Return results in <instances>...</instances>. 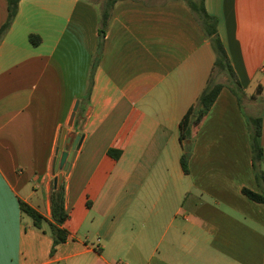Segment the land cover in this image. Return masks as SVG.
Segmentation results:
<instances>
[{
	"label": "crops",
	"instance_id": "1",
	"mask_svg": "<svg viewBox=\"0 0 264 264\" xmlns=\"http://www.w3.org/2000/svg\"><path fill=\"white\" fill-rule=\"evenodd\" d=\"M101 2L21 0L0 41V264H264V203L243 192L264 195V0H205L246 97L225 86L185 143L216 60L201 23L184 0H118L93 70ZM7 18L0 0V30ZM64 130L81 144L63 182L71 236L52 252L20 203L52 220Z\"/></svg>",
	"mask_w": 264,
	"mask_h": 264
},
{
	"label": "trees",
	"instance_id": "2",
	"mask_svg": "<svg viewBox=\"0 0 264 264\" xmlns=\"http://www.w3.org/2000/svg\"><path fill=\"white\" fill-rule=\"evenodd\" d=\"M21 0H7L8 2V18L5 24L0 30V41L10 30L14 20L17 17L19 4ZM118 0H102L100 6V29H99V49L95 57L93 64V70L98 65V61L101 56V51L104 45L105 37L109 27L112 11L115 3ZM189 5L190 9L194 13L196 19L201 23L206 36L210 39L211 45L216 54V60L214 64V74L216 72L225 74L228 78L226 84L217 82L214 74L210 77L207 87L200 95L197 102L188 110L186 115L180 122V142L185 143L194 138V135L199 130L206 116L217 101L221 91L225 86L229 87L235 96L242 101L246 94L243 91L240 82L237 79V75L230 62L229 55L226 48L218 34V21L216 17L211 16L205 7V0H184ZM32 44L39 45L40 38L32 35L30 37ZM262 134V120L260 117L254 118L251 123V144L254 160V168L256 171L257 180L260 183H264V171L261 168L262 161V148L258 139ZM113 154V151L110 152ZM183 169L188 173V159L184 154L181 159ZM244 194L255 202L264 203V195L255 193L251 190L244 189ZM52 200V220L47 219L37 210L33 209L27 203L21 202V209L28 214L32 219L34 226L38 229H43L46 224L49 231L54 238V247L52 252L55 251L59 244L65 243L71 236V231L67 226L69 221V214L67 213L66 204V191L65 185L62 184L58 188H54L51 196Z\"/></svg>",
	"mask_w": 264,
	"mask_h": 264
},
{
	"label": "water",
	"instance_id": "3",
	"mask_svg": "<svg viewBox=\"0 0 264 264\" xmlns=\"http://www.w3.org/2000/svg\"><path fill=\"white\" fill-rule=\"evenodd\" d=\"M79 108V102L76 104L74 108V113L71 117L70 125H73L76 113ZM66 130L63 131L57 149V156L54 163V172L57 173L59 171H63L64 173H60L56 176L54 180V188L60 187L64 182V174L67 175L70 170L72 163L75 160L77 155L78 146L81 144V137H77L76 139L74 136H70L66 138ZM66 146H71L72 150L67 151L64 150Z\"/></svg>",
	"mask_w": 264,
	"mask_h": 264
},
{
	"label": "rangeland",
	"instance_id": "4",
	"mask_svg": "<svg viewBox=\"0 0 264 264\" xmlns=\"http://www.w3.org/2000/svg\"><path fill=\"white\" fill-rule=\"evenodd\" d=\"M214 76H215V80L217 82H225L226 81V78L224 77V74H221V73L216 72L214 74ZM244 108L248 112L249 109H247V104L246 103H244ZM190 154H191L190 147H189V145H187L186 153H185V155L187 156V159L189 158Z\"/></svg>",
	"mask_w": 264,
	"mask_h": 264
}]
</instances>
